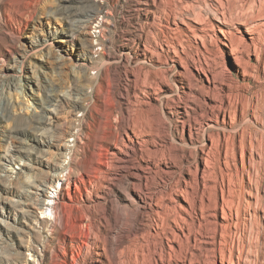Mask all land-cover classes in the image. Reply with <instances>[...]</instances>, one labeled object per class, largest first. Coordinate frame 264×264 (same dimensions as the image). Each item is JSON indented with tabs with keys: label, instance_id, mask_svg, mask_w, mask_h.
<instances>
[{
	"label": "bare ground",
	"instance_id": "1",
	"mask_svg": "<svg viewBox=\"0 0 264 264\" xmlns=\"http://www.w3.org/2000/svg\"><path fill=\"white\" fill-rule=\"evenodd\" d=\"M232 1H132L137 23L124 45L136 38L135 57L147 63L137 102L160 103L169 74L178 91L167 114L133 118V100L100 96L111 83L110 68L100 72L79 124L91 140L61 129L80 144H64L67 165L52 163L58 173L28 197L29 208L51 211L37 264H85L75 253L88 264H264V91L248 95L264 79V0ZM83 27L74 20L73 31ZM125 74L129 89L138 76ZM71 94L77 106L86 92Z\"/></svg>",
	"mask_w": 264,
	"mask_h": 264
},
{
	"label": "rangeland",
	"instance_id": "2",
	"mask_svg": "<svg viewBox=\"0 0 264 264\" xmlns=\"http://www.w3.org/2000/svg\"><path fill=\"white\" fill-rule=\"evenodd\" d=\"M132 1L0 0V264L40 261L35 248L41 250L51 235L40 221L50 218L51 211L46 205L29 208L28 197L35 196L39 180L58 173L52 163L67 165L63 146L80 144L76 135H62L61 129L75 126L82 140H91L79 124L102 70L110 68L111 83L100 96L108 89L117 91L120 101L130 98L135 104L133 118L169 112L171 102L166 98L175 96L180 85V78L173 74L167 76L169 88L159 84L160 103L154 105L152 100L153 106H140L136 100L145 80L138 64L147 63L135 57L136 38L132 45H124L125 32L137 23L131 15ZM227 1L228 8L238 5ZM74 20H83L85 27L73 31ZM126 67L138 76L129 89L122 85ZM258 78V82L251 81L248 95L263 93L261 73ZM73 86L86 92L77 106L69 99ZM47 94H51L50 101ZM96 102L94 112L101 100ZM259 102L264 103L261 97ZM33 116L43 119L38 127L30 122ZM82 154L79 151L78 157ZM47 191L52 198L55 188ZM75 257L76 262L85 258V264L89 263L88 253H75Z\"/></svg>",
	"mask_w": 264,
	"mask_h": 264
}]
</instances>
